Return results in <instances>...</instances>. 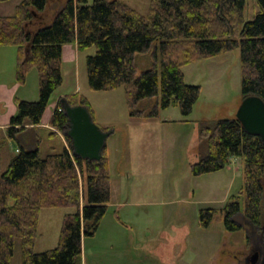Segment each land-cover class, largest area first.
<instances>
[{"label":"trees","instance_id":"1","mask_svg":"<svg viewBox=\"0 0 264 264\" xmlns=\"http://www.w3.org/2000/svg\"><path fill=\"white\" fill-rule=\"evenodd\" d=\"M49 1L22 0L13 14L0 15V46L18 47L17 81L25 84L28 71L36 68L40 83L38 100L16 99L18 110L7 127L19 152L0 171V264H11L18 239L22 264H81L83 238L96 233L111 203L106 147L101 161L74 156L62 106L51 118V125L65 134L67 144L61 151L54 146L43 156L40 135L37 147L19 142L22 132L41 123L53 92L63 83L64 44L77 43L79 50L95 48L86 59L90 88L124 87L131 115L155 116L159 106L170 105H179L189 115L201 86L185 81L183 66L235 48L241 52L243 97L255 94L264 99V0H256L260 9L247 21V0H151L146 14L122 0H61L48 22L44 14ZM151 51L152 64L140 70L138 54ZM154 98L157 103L149 113L140 108L143 100ZM66 99L93 112L83 94ZM199 139L208 150L192 164L195 175L225 168L232 157L243 159L244 170L239 194L221 209L202 208L201 226L208 227L221 214L227 230H241L245 223L236 217L242 215L258 238L264 237V141L249 134L236 117L202 124ZM3 145L0 138V150ZM46 207L75 211L65 214L58 245L37 252L40 213ZM259 264H264V254Z\"/></svg>","mask_w":264,"mask_h":264},{"label":"rangeland","instance_id":"2","mask_svg":"<svg viewBox=\"0 0 264 264\" xmlns=\"http://www.w3.org/2000/svg\"><path fill=\"white\" fill-rule=\"evenodd\" d=\"M19 1H0V15L13 14ZM122 1L143 14L148 12L151 3V0ZM61 2L49 1L45 21L53 18ZM259 9L256 0H247L244 20L252 19ZM2 49H13V46H0V67L4 65ZM94 51V47L79 50L76 62L66 61L61 68L64 81L53 92L58 98L63 92L78 90L79 95L89 100L94 121L105 130H114L106 145L112 199L96 233L83 238L82 263L98 264L101 256H107L100 247L110 232H116L121 242H125L127 236L137 233L135 231L139 232L135 235L137 240L143 243L148 240L168 248L170 258L186 248L185 264L190 259H194L190 264H246L247 255L257 247L261 248L256 251L260 261L264 237L258 238L254 226L242 215L236 217L237 221L245 223L246 228L241 230H227L221 214L208 228L199 226L202 208L221 209L230 197L239 194L244 185L243 159L232 157L225 168L213 172L195 175L192 171V164L208 150L206 142L199 139L200 126L236 117L243 99L240 49L223 51L184 65L185 81L201 86L193 111L185 115L179 105L159 106L155 116L131 115L122 86L110 90L90 88L86 59ZM152 61V51L137 56L140 70L149 67ZM37 71L36 68L28 71L25 88L35 86L40 91ZM156 103L155 98L145 99L140 108L149 113ZM52 141L56 150L61 151L60 141ZM49 144L52 142L42 144L43 156L50 152ZM73 211L74 207L41 210L35 251L58 245L63 218ZM162 230L164 233L159 239L157 235ZM115 257L112 255V259L106 260L113 261ZM121 262L126 259L121 257ZM11 264H22L21 239L17 240Z\"/></svg>","mask_w":264,"mask_h":264},{"label":"crops","instance_id":"3","mask_svg":"<svg viewBox=\"0 0 264 264\" xmlns=\"http://www.w3.org/2000/svg\"><path fill=\"white\" fill-rule=\"evenodd\" d=\"M20 0L18 3H20ZM17 3V4H18ZM16 4V5H17ZM16 8V6H15ZM15 12V11H14ZM13 49H2L1 59L4 62V65L0 67V103L2 106L0 112V138L4 139V145L0 150V171H4L8 168L11 160L18 154L19 152V144L16 140L10 139L7 136V127L9 126L10 119L13 115L17 113L18 106L16 99L22 100H30L36 101L39 99V90L33 87H24L21 85L16 78V68L18 62V47L14 45ZM78 46L77 43H67L63 46V64L66 61L76 62L78 59ZM38 72V71H37ZM64 81V80H63ZM28 82V81H27ZM26 82V83H27ZM77 91V92H76ZM78 90H75L73 93H61L58 98L54 97L52 94L50 103L47 106L42 121L39 125L35 127H30L26 131L22 132L19 135V142L29 148L37 147L39 135L41 136L40 149L42 152V144L44 142H52L49 144L50 149L52 147H56L53 144L52 140H59L61 146L67 144L63 134L58 131L55 127L51 125V118L55 109L60 105L63 107L62 99L67 97L68 95H73L78 93ZM52 131H57V137L51 136ZM43 153V152H42ZM199 226H201L199 222ZM210 226V225H209ZM208 226V227H209ZM202 227V226H201ZM202 227V228H208ZM166 231V230H165ZM179 230L176 231L178 233ZM139 233L138 231H135ZM137 233H133L137 235ZM164 231L159 232L157 237L160 239L163 235ZM135 235H130L126 237L125 242H121V238L119 234L116 232H110L109 236L100 247L101 252H106L101 256V261L98 264H185L186 263V248L180 250L176 255L170 258L169 249L163 246H158L157 243L153 242H141L137 240ZM84 240V239H83ZM140 241V242H139ZM84 245V242H83ZM194 251V250H193ZM83 255V253H82ZM112 255H116L113 261H108L106 258H111ZM120 255V256H119ZM121 257L126 259V262H121ZM83 261V258H82ZM190 263H194V259H190L188 261ZM83 264V263H81Z\"/></svg>","mask_w":264,"mask_h":264},{"label":"water","instance_id":"4","mask_svg":"<svg viewBox=\"0 0 264 264\" xmlns=\"http://www.w3.org/2000/svg\"><path fill=\"white\" fill-rule=\"evenodd\" d=\"M62 104L68 116L66 133L71 139L73 155L90 161H101L107 139L114 130L101 128L86 105H72L66 97L62 99ZM236 118L249 134L260 136L264 141V99L261 96L252 94L243 97ZM260 252L264 254L263 250ZM258 255L259 252L255 253L253 262Z\"/></svg>","mask_w":264,"mask_h":264},{"label":"flooded vegetation","instance_id":"5","mask_svg":"<svg viewBox=\"0 0 264 264\" xmlns=\"http://www.w3.org/2000/svg\"><path fill=\"white\" fill-rule=\"evenodd\" d=\"M256 249L259 250L261 248L257 247ZM253 251H255V250H253ZM256 251L255 252H252L251 255L250 254L247 255V257H246V264H259L260 263V261L258 260V258H256L255 261L253 262V258L255 256Z\"/></svg>","mask_w":264,"mask_h":264},{"label":"bare ground","instance_id":"6","mask_svg":"<svg viewBox=\"0 0 264 264\" xmlns=\"http://www.w3.org/2000/svg\"><path fill=\"white\" fill-rule=\"evenodd\" d=\"M263 255V254H262ZM262 258V257H261Z\"/></svg>","mask_w":264,"mask_h":264},{"label":"built area","instance_id":"7","mask_svg":"<svg viewBox=\"0 0 264 264\" xmlns=\"http://www.w3.org/2000/svg\"><path fill=\"white\" fill-rule=\"evenodd\" d=\"M61 109V108H60ZM62 110V109H61Z\"/></svg>","mask_w":264,"mask_h":264}]
</instances>
